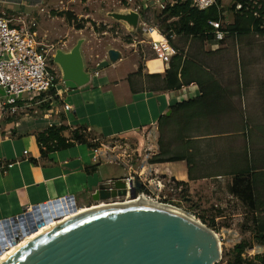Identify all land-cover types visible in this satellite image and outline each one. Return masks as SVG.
<instances>
[{"label":"crops","instance_id":"1","mask_svg":"<svg viewBox=\"0 0 264 264\" xmlns=\"http://www.w3.org/2000/svg\"><path fill=\"white\" fill-rule=\"evenodd\" d=\"M35 1L0 0V15L17 13L27 17L31 11L26 10L27 4L32 6ZM148 3L150 7L157 6L155 0ZM18 19L25 21L22 18L15 20ZM45 37L47 34H42L43 40ZM170 41L169 47L175 52L172 57L182 55V61L187 59L188 45L180 49L174 44V38ZM94 43L95 47H91L88 55L85 54L84 42L81 46L84 70L90 75L88 84L75 90L64 87L65 92L58 85L61 98H57L58 102L51 100L49 110H33L34 107L41 109L38 99L29 101L28 96L23 95L16 115H0V222L20 214L25 207L67 196L79 195L81 208L88 207L85 203L92 201V195L100 184L125 178L123 173L117 174L111 164L94 163V149L89 144L99 149L102 157L105 147L113 151L120 148L113 140L137 134H142V149L149 150L145 155L147 169L162 178L174 180V185L175 182L182 183L183 190L187 189L191 194L185 201L192 200L194 207L197 204L202 208L204 197L211 196L215 181L233 179L201 172L204 162L201 158L208 145L217 153L218 143L226 142L225 156L233 152L231 147L238 146V139H233V136L235 132L243 133L241 128L236 131L231 115L210 117L209 101L205 100L195 82L181 84L176 89L173 86L180 82V78L178 75L174 79L169 65L164 66L157 58L142 60L136 55L137 50L131 54L122 50L133 49L137 44L120 45L121 40L113 37L103 44ZM110 49L121 55L116 63L108 60ZM63 103L68 104L71 111L63 112ZM178 105L179 108L176 107ZM31 110L33 112L30 113ZM202 122L203 127L198 128ZM51 126H65L67 130L62 136L66 139H70L73 130L82 129L86 143L73 144L42 157L36 136ZM163 156L168 157L164 160H181L148 163L149 159H162ZM9 165L12 167L8 168ZM105 167L111 170L107 173ZM211 203L217 211L224 209L223 204Z\"/></svg>","mask_w":264,"mask_h":264},{"label":"rangeland","instance_id":"2","mask_svg":"<svg viewBox=\"0 0 264 264\" xmlns=\"http://www.w3.org/2000/svg\"><path fill=\"white\" fill-rule=\"evenodd\" d=\"M148 1L36 0L32 6L29 4L26 6L27 11L31 10L28 13L29 16L17 13L5 16L10 19L22 18L26 25L34 20L37 40L51 48V55L56 50L70 49L80 39L84 40L85 54L88 55L91 47H95L94 42L103 44L113 37L121 40L120 45L137 44L136 47H132L133 49L121 48L126 54L137 50L136 55L142 57V60L144 58L154 59L155 54L151 43L168 38L167 29L171 27L168 25L170 21L161 17L159 7H150ZM222 3L225 13L221 25L225 28L226 24L232 22V16L228 10L231 0H222ZM124 8L136 9L140 23L149 22L153 28L158 27L159 32L153 28L150 31L148 27L143 28L138 25L136 31L132 33L107 15ZM59 13L70 14L71 20H66L64 16L53 15ZM78 26L82 28L79 31L76 30ZM44 33L47 37L43 40L42 34ZM173 38L174 44H177L180 49H185L188 45L186 56L189 76L187 79L200 86L205 100L209 101L210 117H215L216 114H219L218 117H223L224 114L228 117L231 115L235 120L236 131L242 129L243 133L235 132L233 139H238V146L231 147L230 151L233 152L229 155L224 154L226 142L218 143L217 153L212 151L213 147L208 145L206 154L201 158L202 162L204 161L201 165L203 167L201 172L205 175L223 178H233L249 168L259 172L254 175L256 202L254 212L247 210L231 194L232 179L215 181L210 190L211 196L208 194L204 197L202 208L197 204L194 207L192 200L185 201L191 197L187 189H184L183 194L178 193L173 198L176 201L181 200V204L177 206L180 210L196 221L205 223L203 225L210 230L215 228L211 231L216 234L220 245L221 260L218 264L231 262L234 258L233 248L239 243L249 244L242 258L247 261L253 260L255 256L264 253V248L257 240L259 232H257L256 224L253 223L255 220L264 223V34L251 33L240 36L226 34L220 43L206 42L176 34ZM103 63L108 64L105 60ZM49 67H52L57 81H60L61 89L64 90L57 66L52 64ZM35 108L42 110L39 107H34L33 110ZM203 125L202 122L198 128ZM113 143L120 148L113 151L105 147L102 157H99L102 160L98 158L100 163L111 164L117 174L123 173L125 178L133 177L139 183L152 180L155 184L163 179L147 169L145 155L149 150L142 149V134L132 135L127 139H116ZM164 158L168 157L163 156L162 159ZM150 160L152 159H149L148 163ZM104 170L108 173L111 169L105 167ZM105 171L102 170L103 173H106ZM74 199L81 207L82 203L78 200L80 196L76 195ZM211 201L214 204H223L224 209L217 211L212 208ZM91 202L85 203L88 205L86 208L92 205Z\"/></svg>","mask_w":264,"mask_h":264},{"label":"water","instance_id":"3","mask_svg":"<svg viewBox=\"0 0 264 264\" xmlns=\"http://www.w3.org/2000/svg\"><path fill=\"white\" fill-rule=\"evenodd\" d=\"M107 15L129 32L138 27L139 14L132 9ZM83 42L80 39L69 51L53 54L52 62L67 90L81 88L90 80L83 66ZM107 57L111 63L121 59L114 49ZM128 186L134 199L141 185L129 181ZM126 193L125 181L117 179L100 184L92 201L125 197ZM37 207L46 208L42 204L32 211ZM25 211L26 207L21 210ZM47 221L38 223L34 231ZM17 242L15 238L10 246ZM220 260L218 238L209 228L180 209L141 203L101 208L66 220L27 242L1 264H218Z\"/></svg>","mask_w":264,"mask_h":264},{"label":"built area","instance_id":"4","mask_svg":"<svg viewBox=\"0 0 264 264\" xmlns=\"http://www.w3.org/2000/svg\"><path fill=\"white\" fill-rule=\"evenodd\" d=\"M18 3H23L26 0H14ZM251 1V0H249ZM155 3L159 7V10H164L165 7L173 5L174 0H155ZM192 4L199 10H205L214 4V0H192ZM254 5V4H253ZM260 9V8H257ZM241 10V5H236V11ZM137 12L136 9H134ZM160 11V12H161ZM253 16L258 18V13L254 12ZM215 30V40L212 42H220L224 38V33L220 31L221 23L210 22ZM143 28L148 27L151 31L153 25L149 22H141L139 24ZM150 25V26H149ZM228 24H226L227 26ZM36 28L34 20L26 25L25 22L15 19L6 18L4 14L0 15V115L4 117H12L18 113L20 107L18 106L19 100L23 95L28 96V100L38 99V104H45L50 102L54 97L50 95V90H55V97L61 98L59 94L57 80L52 67H49L52 61V55L50 54L51 48L42 42L37 40L36 33L33 29ZM154 30L158 31V27H154ZM174 35H170V38H165L163 41L152 42V50L155 54V58L160 60L164 66H168L172 55L175 52L169 47L168 41L173 39ZM42 95L43 97H38ZM51 103V102H50ZM62 111L67 113L71 111V107L68 104L63 103ZM24 154H26L24 152ZM92 161L95 163L100 157L99 149L94 148ZM9 165L8 168H11ZM141 175V174H140ZM126 183V196L109 199L107 201L98 203H119V204H132L138 200L143 199L147 203L154 205H165L176 209L181 204V200L177 201L173 196L178 195L180 188H177L170 180L164 179L153 183L150 181H141L140 183L134 180L133 177L123 179ZM113 180H109L106 183H112ZM138 182L141 185L140 193H136L134 199L129 195L128 182ZM153 183V184H152ZM153 185V188H152ZM176 187V188H175ZM164 192V195H162ZM170 194V196H168ZM167 198H170L169 200ZM62 200V213L75 212L80 209L74 199L70 196L65 198L52 200L46 202L44 205L46 208L37 207L36 211H32V207H26L25 212L13 216L7 219L5 222H0V253L8 250L11 246L10 243L18 239V242L26 238L27 236L37 232L34 231L36 225L40 222L47 221V224L53 223L57 220L51 216L50 208L53 202ZM93 203V204H98ZM92 204V205H93ZM42 205V204H40ZM37 205V206H40ZM91 205V206H92ZM90 206V207H91ZM44 225V226H45ZM34 231V232H33ZM17 242V243H18Z\"/></svg>","mask_w":264,"mask_h":264},{"label":"trees","instance_id":"5","mask_svg":"<svg viewBox=\"0 0 264 264\" xmlns=\"http://www.w3.org/2000/svg\"><path fill=\"white\" fill-rule=\"evenodd\" d=\"M173 5H167L164 10L160 12L161 17H165L166 21H170L168 24L169 27L167 30L170 35L178 36H187L192 39H199L206 42H212L215 40V30L210 26V22L221 23L224 20V6L222 0H214V4L205 9L199 10L193 6L192 0H174ZM241 5V10L236 11V5ZM254 4V5H253ZM260 8V9H257ZM228 10L232 16V22L228 24L225 28L220 26V31L226 34L233 35H245V34H264V1L256 0H231V4L228 7ZM258 13V18L253 16V13ZM58 15L57 17L64 16L66 20H71V15L68 13H59L53 14ZM80 26L76 30H81ZM171 43L170 40H168ZM220 43V42H219ZM53 62H50L52 65ZM182 64V65H181ZM54 65V64H53ZM188 66L187 59L182 61V55H176L172 57L169 63V72L174 76V79H177L179 75L180 82L178 81L175 87L179 89L181 84L189 85L192 80H188ZM57 84L58 81L56 80ZM50 95L54 97L52 101L58 102L57 97H55V90H50ZM38 97H43L39 95ZM49 104L45 103L41 105V109H49ZM176 107H180L179 105ZM65 126H51L48 127L45 131L37 134L36 140L40 147L41 156H46V154L55 152L61 149H66L71 147L73 144L86 143L84 133L82 129H75L71 133L70 139H66L62 136V133L66 131ZM91 149L96 148L89 144ZM181 158H171L168 160L164 159H152L150 164H159L164 162H175L180 161ZM258 170L246 169L243 173L235 175L231 181L230 192L231 194L238 199L242 205L246 207L250 212H254L256 207L255 202V179L254 175L259 174ZM175 186L180 188V195L183 194V184L175 182ZM256 224V229L259 234L257 235V240L259 245L264 248V223L253 221ZM202 224H205L202 222ZM215 229V228H214ZM211 229V230H214ZM249 247L247 243H239L234 246L233 254L234 258L231 262L227 264H264V253L260 256H255L253 260H245L242 258L244 251Z\"/></svg>","mask_w":264,"mask_h":264},{"label":"bare ground","instance_id":"6","mask_svg":"<svg viewBox=\"0 0 264 264\" xmlns=\"http://www.w3.org/2000/svg\"><path fill=\"white\" fill-rule=\"evenodd\" d=\"M150 204L147 203L146 201H144L143 199L138 200L136 203H132V204ZM52 208H50V213L51 216L57 220H54L53 223L51 224H47L41 228H39L37 230V232L27 236L26 238H23V240L19 241L16 245H14L13 247H10L8 250H5V252H3L2 254H0V264L2 262H4L9 256H11L12 254H14L19 248H21L23 245H25L27 242H29L30 240H32L33 238H35L36 236H39L40 234L44 233L45 231L57 226L58 224L66 221V220H71L72 218H75L76 216H79L81 214H85L97 209H101V208H108V207H118V206H127L130 205V203L128 204H119V203H109V204H104V203H98V204H94V206H91L89 208H80L77 209L75 212H69V213H62V201L59 202L57 201L56 203L53 202V204H51Z\"/></svg>","mask_w":264,"mask_h":264}]
</instances>
